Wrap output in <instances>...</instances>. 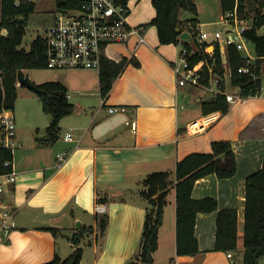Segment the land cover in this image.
Masks as SVG:
<instances>
[{
  "label": "crops",
  "instance_id": "crops-1",
  "mask_svg": "<svg viewBox=\"0 0 264 264\" xmlns=\"http://www.w3.org/2000/svg\"><path fill=\"white\" fill-rule=\"evenodd\" d=\"M195 2L199 30L224 24L220 0L217 11ZM129 5L128 20L132 26L145 27V41L132 35L125 43L107 46L104 57L125 63L106 96L101 93L97 69L22 70L35 84L61 82L75 110L61 120L59 138L53 143L45 140L47 125L16 122L13 169L17 183L10 199L16 210L15 226L3 228L0 219V264H43L56 254L66 258L77 247L71 237L83 226L90 230L79 245L83 249L81 264H128L139 251L150 207L141 196L143 180L158 171L170 172L175 180L179 161L194 152H212V143L219 140L232 142L237 172L225 179L216 174L198 179L192 196L212 197L219 209L237 210V250L232 257L215 250L217 212L199 213L196 236L200 251L177 255L176 189L172 188L153 264H171V260L175 264H243L246 180L264 163V63L261 94L237 100L214 126L190 134L188 123L203 115L202 103L215 95L177 84L174 66L180 62L182 45L162 44L157 27L146 26L157 14L153 0H129ZM182 15L184 20L195 17ZM251 55L253 61L258 57L255 46ZM222 59L227 77L231 70ZM21 84L17 79V95L24 87ZM229 86L232 90L227 85L228 92L238 91L232 83ZM110 106H125L126 111L110 113ZM132 120L136 130L127 123ZM68 133H72L70 141L65 139ZM63 151H68V157L59 167L57 154ZM98 205H104L105 212H98ZM102 214L109 216L103 234L97 220Z\"/></svg>",
  "mask_w": 264,
  "mask_h": 264
},
{
  "label": "trees",
  "instance_id": "trees-1",
  "mask_svg": "<svg viewBox=\"0 0 264 264\" xmlns=\"http://www.w3.org/2000/svg\"><path fill=\"white\" fill-rule=\"evenodd\" d=\"M37 0H0V114L14 110L17 100L18 73L24 69H47L46 42L38 35L27 50L22 47L27 34V23L36 10ZM126 4L129 0H116ZM82 0H58L56 12L78 8ZM224 14L235 9L241 17L253 19V29L246 32V37L255 46L258 57L249 65L251 72L241 68L246 65L242 51L231 45L227 48L228 64L231 70L233 87H240L243 97L257 96L263 89L262 64L264 63V34L259 33L264 25V0H220ZM156 16L146 24L157 27L162 44H176L185 47L191 54L192 64L202 60L215 65L220 74L225 73L220 46L217 45L213 56L206 52V42L198 40L199 29L196 15L198 7L195 0H153ZM188 11L195 17L181 19V11ZM54 21V20H53ZM190 31L195 38L193 44L182 43L179 36L182 31ZM124 61L115 63L103 56L100 68V88L106 96L124 67ZM34 91L42 101L43 110L51 116L46 129L45 140L56 142L61 132V120L71 115L75 105L68 99L67 88L58 81L41 84L32 82ZM26 87L24 83L21 84ZM231 104L225 94H217L202 103L203 114L221 110L227 113ZM13 160L10 150L0 146V171L11 170L4 163ZM237 172V160L232 142L219 140L212 143V152H194L179 161L176 166L175 180L171 173L158 171L150 173L143 180L141 196L149 202L139 251L128 264H153V254L158 249L159 228L162 225L167 196L172 188L176 189L177 205V255H195L199 250L196 236V221L199 213L217 212V232L214 249L228 253L238 248V212L236 209H219L215 198L194 199L193 187L196 181L210 174L220 179L233 177ZM101 201V200H100ZM98 225L103 234L109 223L108 214L97 215ZM56 233V229H51ZM90 228L83 226L72 237L76 249L66 258L56 254L52 260L43 264H81L83 249L79 247L81 239ZM244 255L243 264H260L264 257V163L262 168L246 180V203L244 219ZM171 264H175L171 260Z\"/></svg>",
  "mask_w": 264,
  "mask_h": 264
},
{
  "label": "built area",
  "instance_id": "built-area-1",
  "mask_svg": "<svg viewBox=\"0 0 264 264\" xmlns=\"http://www.w3.org/2000/svg\"><path fill=\"white\" fill-rule=\"evenodd\" d=\"M19 4L21 0H15ZM131 7L116 0H82L78 8L56 12L53 23L45 30L42 37L46 42V67L50 70L97 69L100 70L102 58L107 46L113 43H125L132 35L139 37V42L145 41L144 26H132L128 20ZM223 30H199L198 40L206 42V52L214 55L217 45L220 46L222 58L228 62L227 48L231 45L242 51L246 65L242 72L250 73L253 56L247 47L250 40L246 32L253 29V19L241 17L238 10L227 12L223 17ZM259 33L264 34V25ZM182 42V41H181ZM184 43V42H182ZM189 52L182 46L180 62L175 64L174 71L179 86L191 85L208 91L213 95L225 94L230 104L244 98L241 88L237 92L227 91L226 74L215 70V65L202 60L192 64ZM231 83V82H230ZM110 113L124 112L125 106H110ZM223 111L215 110L192 120L187 125L190 134L202 133L220 121ZM136 130L135 120L128 121ZM16 120L13 110L6 109L0 114V146L14 153L16 142ZM72 140V133L65 137ZM68 157V151L57 154L60 167ZM5 167H12L8 171H0V219L3 228L15 226L16 210L10 206V199L14 197L17 183V173L13 169V160L4 163ZM104 205H98V212H105ZM232 257V253L228 254Z\"/></svg>",
  "mask_w": 264,
  "mask_h": 264
},
{
  "label": "rangeland",
  "instance_id": "rangeland-1",
  "mask_svg": "<svg viewBox=\"0 0 264 264\" xmlns=\"http://www.w3.org/2000/svg\"><path fill=\"white\" fill-rule=\"evenodd\" d=\"M200 6L204 9L209 10H219L220 3L219 0H198ZM58 0H37L36 1V10L30 16L27 23V34L24 38L22 47L29 49L31 42L38 36L44 34L45 30L53 23L54 12L57 8ZM182 17L189 18L192 14L188 11H182ZM181 12V13H182ZM225 24H218L213 26H206L203 29L206 31L214 32L215 30H223ZM250 50V54H253V44L247 45ZM228 67V64H227ZM45 70V69H43ZM44 74L46 71L36 70ZM27 77V76H26ZM28 78V77H27ZM231 79L230 72L227 74V85L229 91L232 90V87L229 86ZM30 80V79H29ZM231 85V84H230ZM23 88V89H22ZM19 90L17 95V100L15 103L14 114L15 120L18 123H21L23 126L29 124H37L40 127L49 126L51 122V116L46 114L43 110L42 101L39 96L32 90L22 87ZM261 264H264V258L261 260Z\"/></svg>",
  "mask_w": 264,
  "mask_h": 264
},
{
  "label": "water",
  "instance_id": "water-1",
  "mask_svg": "<svg viewBox=\"0 0 264 264\" xmlns=\"http://www.w3.org/2000/svg\"><path fill=\"white\" fill-rule=\"evenodd\" d=\"M180 40L184 43L193 44L195 41L194 35L190 31H182L179 36ZM18 79L21 83H24L28 87H33L32 82L27 78L22 71L18 73Z\"/></svg>",
  "mask_w": 264,
  "mask_h": 264
}]
</instances>
